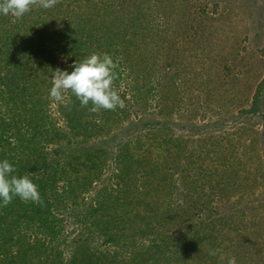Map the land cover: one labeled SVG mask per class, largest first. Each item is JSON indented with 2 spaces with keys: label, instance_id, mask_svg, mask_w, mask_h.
Instances as JSON below:
<instances>
[{
  "label": "rangeland",
  "instance_id": "rangeland-1",
  "mask_svg": "<svg viewBox=\"0 0 264 264\" xmlns=\"http://www.w3.org/2000/svg\"><path fill=\"white\" fill-rule=\"evenodd\" d=\"M164 1V6L171 18L170 21L167 19V26H164L167 30H161V33L168 39L176 36L182 29H186L191 34L198 24L205 22L204 15L209 14L206 22L207 41L197 40L195 44H186L182 50L186 58L195 64L197 61H203L204 70H200L198 75L186 73L182 76V91L177 93V98L172 99V95L167 94V97L160 101L157 94H151L147 95V105L140 107L139 110L135 106H131L132 102L128 105L129 114L123 120V124L136 119L138 117L136 114L146 115L150 120L152 118L153 122H165L167 126L165 130L171 133L170 135H182V158L179 159L182 165L179 168L175 166L177 169H171L170 166H174V156H165L164 148L161 145L162 140L158 137L152 141L150 136V141H152L151 168L144 178L138 177V181H136L139 190L147 191L145 194H139L135 199L131 197V200V195H129V199H124L125 202L130 200V203H127L125 207L129 212L137 211L143 214L142 199L144 197L147 201L158 199L156 196L160 194L159 191L164 184L163 180L170 185L173 182L176 187L181 185L183 189L185 184L189 185L193 180H197L196 167L201 165L203 176L199 178L198 185L203 189L205 195H200V197L202 203L211 201L210 205L215 209V213L211 214L213 223L208 222V216L205 227L210 230V225L215 226L216 234H219L215 240L217 246H221L219 250L222 251L225 244L234 243L232 245L234 246L237 241H244L243 243L246 244L249 242V245L252 244L251 248L255 243L257 255L254 260L257 261V264H264L263 122L260 113L250 116L242 115L239 112L241 108L249 106L257 83L264 77V53L261 51L264 46V0ZM126 10L133 11L131 7H118L117 5L103 9L100 0H60L50 9L42 10L35 6L20 19L0 14V78L3 77L4 83L9 84V79L4 78L9 75L6 73L7 67L12 72L20 71V74L24 72L26 75H29L28 72L33 70L31 74L35 72L37 75L38 91L36 93V89L33 88L30 93L26 92V94H30L32 98L40 102L47 127L50 129L52 128L50 124L54 125L61 134L59 139L53 136L52 141L41 144L45 151L52 155L53 148L58 149L61 151L63 162L74 142L80 143L81 146L94 145L96 149L105 150V152L103 150L99 153L100 158L103 159L96 160V163H99L106 158L104 168L99 176L94 178L93 183L86 191H80L82 194L78 204L73 206L70 201L73 207H67L63 211L64 213L57 215L61 219L58 223L61 225V230L60 236L54 241V244L59 247L58 250L63 252V258L71 252L72 243L77 239L76 237L88 234V223L82 220L79 213L87 211L86 207L92 200L95 204L96 192L105 185L114 188L113 198L110 200L106 194V202L111 203L115 195L119 196V192L115 189L117 185H115L113 174L116 169L112 157L118 146L117 142L123 140L128 134H122L124 128H121L117 122H112L109 134L103 133L98 139L84 135H78V138L74 139V137H70L69 132L67 134L69 136L66 137L67 127L61 116L59 105L66 103L68 93L65 94L64 102L52 99L50 97L51 76L57 68L71 72L75 61L79 62L92 53L106 52L113 57L117 64L118 79L115 82V87L120 94H125L126 98H132L131 96L136 92V90H132L129 72L133 71L136 74L139 72V66L135 65L139 60L142 61L140 65L145 68L143 73H146V79L148 82L154 83L157 74L155 69L158 65L161 67L164 60L160 56L159 60L153 64V56L154 54L160 55L161 45L167 42L163 40L164 38L160 39L161 37H159L153 44L148 32L138 29L140 28L138 23H135L132 28L130 23L123 21L121 15L130 17V14L125 12ZM63 13H67L72 20L77 18L82 22L77 25V21H72L76 37L74 45L76 50L82 52V55L69 56L67 53L66 50L71 45V37L63 39L70 41H64V50L57 48L58 43L55 40L58 35L54 29L55 26H58ZM84 17H86V24L83 23ZM163 20H159L157 17L155 22H159L161 25V22L164 23ZM110 22L111 24H109ZM104 25L105 27H103ZM146 27L147 25L144 26V28ZM100 28L104 29L103 32L106 29L108 31L105 34L98 33L97 30ZM132 29H134V34H131ZM113 30L116 32L114 33ZM53 34L54 41H51ZM8 40V45H5L4 43ZM157 43L162 44L158 45ZM109 44L112 46L107 49ZM52 46L53 49H49ZM15 48L18 52H14ZM30 48L33 50L39 48L40 52H35V50L29 52ZM9 51L14 52L13 58H16L15 63L19 69H14V65H9V60L6 61L10 59L11 52ZM144 51H149L150 57L143 55L147 53ZM141 55L143 57L140 59ZM12 59L10 60L12 61ZM21 67H26V70L23 71ZM227 73L229 76L233 74V78L225 80L224 77ZM3 85L0 82V86ZM262 93V99H264V88ZM2 108L0 116L5 119L8 117V111H11L12 108L10 105H7L6 109ZM128 139H133V134ZM156 161L161 166H155L153 162ZM159 167H163V169L170 167L169 170L176 171L177 175L163 179L162 171L157 169ZM93 168L94 166L86 161L84 165H78L79 171H70V176L77 173L82 178L88 173L91 174L92 172L88 171ZM66 169L68 172L71 170L68 167ZM151 169L154 171H150ZM223 170L225 173L222 178L227 183V187L220 192L214 190L211 193V189L207 185L209 182L212 183L213 180L219 179ZM179 172H182V182L178 176ZM235 172H237V176ZM66 176H69V173ZM234 180L239 183V187L232 185ZM65 188L61 182L57 184L58 191H63ZM123 194L120 195L123 196ZM69 211L71 213H68ZM119 211H121L120 208ZM0 214H4V212L1 211ZM203 214H205L204 211H201V216ZM196 220L193 218L191 222ZM199 223L197 222V224ZM139 225L136 224L134 227L137 228ZM170 225L172 224L170 223ZM230 226L236 227L230 229ZM161 227L158 228L159 231L162 230ZM244 232L247 233L244 234ZM193 234L191 231L187 235L188 242L193 238L197 246L194 251H190L191 258H183V255L187 253L183 233L182 236L177 235L182 237V255L177 253L174 244H169L168 248L173 253L162 264H185L182 262L186 259L191 264H199L198 261L201 257H205L210 245L203 241L198 242L197 236L194 238ZM95 235L97 237L91 238L92 241L97 242V239L103 241L101 236ZM32 236L30 234V240ZM152 236L156 235L152 234ZM152 236L150 235V237ZM225 237L232 239H224ZM97 243L100 244L98 247L101 250L116 248L105 242ZM142 243L148 244L149 240L144 239ZM253 250L255 251V248Z\"/></svg>",
  "mask_w": 264,
  "mask_h": 264
},
{
  "label": "trees",
  "instance_id": "trees-1",
  "mask_svg": "<svg viewBox=\"0 0 264 264\" xmlns=\"http://www.w3.org/2000/svg\"><path fill=\"white\" fill-rule=\"evenodd\" d=\"M100 2L103 9L113 5L131 7L133 11H125L130 14V17L121 15L123 21L130 23L132 28L135 23H138L140 27L138 29L146 30L153 44L155 39L159 37H161L160 39L164 38L163 40L167 42L161 45L160 55L154 54L153 56V64L159 60L160 56L165 61H162L161 67L158 65L155 69L157 70L155 84L148 82V79H146V73H143L145 68L140 65L141 60L135 64L139 66V72L137 74L133 71L129 72L132 90H136V92L130 99L126 98L125 94H120L121 99L124 101L123 108L117 107L114 111L101 110L94 113L89 111L92 107L91 104L87 107H81L80 102L70 93H68L65 103L68 106L66 107L65 104L59 105L61 116L67 127L66 137L69 136H67L69 132L70 137H74V139L78 138V135L98 139L103 133L109 134L110 123L112 122H117L121 128H124L122 134H128L123 140L117 142L118 146L112 157L116 169L113 174L115 185H117L115 189L119 192V196L115 195L110 203L106 202L105 196L108 194V198L111 200L114 188L103 185L96 192L95 204L92 200L86 207L87 211L79 213L82 220L88 223V234L79 238L76 237L77 239L73 240L71 252L63 258V252L58 250L59 247L54 244V241L60 236L59 232L61 230V225L58 224L61 219L57 215L64 213L63 211L67 207L72 208L78 204L82 194L80 191H86L93 183L94 178L99 176L104 168L106 158L99 163H96V160L103 159L100 158L99 153L103 152L104 149H96L94 145L81 146L80 143L74 142L71 147L72 150L70 148L63 162L61 151H58V149L53 148L52 155L46 152L41 144L52 141L53 136L59 139L61 134L50 122L52 128L47 127L40 102L32 98L30 94H26V92L30 93L33 88L36 89L37 93V75L35 72L31 74L33 70L28 72L29 75H26L24 72L20 74V71L18 73L16 71L12 72L7 67L6 73L9 75L4 76V78L9 79V84L6 85L3 77L0 78V82L4 84L0 86V110L2 107L6 109L7 105H10L12 109L8 111L7 118L3 119L0 116V161L7 159L13 164L16 169L15 175H28L38 186L42 203L24 202L19 197H14L6 207L0 206V213L1 211L4 212V214H0V264H162L173 253L168 248L169 244H174L177 253L182 255V237L177 235L182 236L183 233V241L186 244L185 250L187 252L183 255V258H191L190 251L197 248L193 238L188 242L187 235L191 231L194 233V238L197 236L196 240L198 242L209 243V250L221 247L217 246L215 242L216 237L219 235L216 234L215 226L209 224L210 230L205 227L208 218V222L213 223L211 214L215 213V209L210 205L211 201L202 203L200 197V195H205L203 189L198 185L199 178L203 176L201 165L196 167L197 180H193L189 185L185 184L183 189L181 185L176 187L172 182V185H174L172 186L163 180L164 184L159 191L160 194L156 196L158 199L147 201L145 197L144 199L141 198L144 206L143 214L137 211L129 212L125 207L127 203H130L131 197L135 199L139 194H145L147 191L139 190L136 181H138V177L144 178L151 168V142L153 140L159 137L162 140L161 145L164 148L165 156H174V166H170L171 169H177L175 166L179 168L182 165L179 161L182 158V135H170L171 133L165 130L167 129L165 122H153V119L150 120L146 115L136 114L138 116L136 119L123 124V120L126 119L130 110L127 107L130 102L133 103L131 106H135L138 110L142 106L145 107L147 105V95L151 94H157L160 101H163L167 94H171L172 99L177 98V93L179 94V91H182V76L186 73L198 75L200 70H204L203 61H197V64H195L186 58L182 50L186 47V44H195L197 40L207 41L206 22L209 14L204 15L205 22L198 24L191 34L186 29H182L176 36L168 39L166 35L161 33V30H167L164 26H167V19L170 21L171 18L164 6V0H100ZM40 9L44 10L43 8ZM157 17H159V20L164 19V23L161 22V29L160 23L155 22ZM72 21H77V25L82 23L77 18L72 20L67 13H63L58 26H55L54 31L58 35L55 40L58 43L57 48L64 50L63 45L65 42L71 41L70 48L66 50L69 56L82 55V52L76 50L74 45L76 37L74 36ZM83 23H87L86 17H84ZM145 25H147L146 28H144ZM103 30V28H100L97 32L105 34L108 31L106 29L103 32ZM113 32L116 31L113 30ZM131 34H134V29H132ZM51 37V41H54V34ZM67 37H71V40H63ZM8 42L9 40L4 44L6 45ZM111 46L112 44L107 45V49ZM207 46L209 47V45ZM49 49H53V46ZM34 50L40 52L39 48H34ZM34 50L30 48L29 52ZM261 51L264 53V46ZM14 52H18L16 48ZM148 52L143 55H149L150 57L151 54ZM13 53L11 52L10 59L13 58ZM143 55L140 56V59ZM10 59L6 60H9L8 64L14 65V69H19V66L15 63L16 58H13L12 61ZM37 64L40 66L39 61H37ZM21 68L23 71L26 70V67ZM130 69L132 68L130 67ZM231 77L233 78V74L229 76L227 73L224 79L230 80ZM263 88L264 77L257 83L249 106L241 108L239 112L242 115L248 114L250 116L260 113L264 131ZM33 94L35 95V93ZM26 101L28 103H25ZM133 110L135 111V108ZM150 126L151 128H149ZM132 134L133 139H128ZM48 135L50 136L48 137ZM150 136L152 141H150ZM86 161L94 166L93 169L88 171L92 173H88L82 178L75 173L71 177L70 171H79L78 165H84ZM153 163L155 166H161L157 161ZM66 167L71 170L68 172ZM170 167L157 168L162 171L163 179L177 175L176 171L169 170ZM150 171L153 172L154 170L151 169ZM68 173L69 176H66ZM224 173L225 170L222 171L219 179L213 180L212 183L209 182L207 185L211 189V193L214 190L220 192L227 187V183L222 178ZM235 173L237 176V172ZM178 176L182 182V172ZM60 182L66 187L63 191L57 189V184ZM232 185L239 187V183L235 180ZM233 189L236 188L233 187ZM122 193H124L123 196L120 195ZM129 195H131L130 200L125 202L124 199H129ZM70 201L73 206H71ZM119 208L121 211H119ZM201 211L205 213L203 216H201ZM193 218L197 220L191 222ZM136 224L140 225L135 228L134 225ZM159 227L162 230L159 231ZM232 227L235 228L236 226ZM232 227L230 226V229ZM247 232H244V234ZM30 234L31 236L33 234L31 240ZM95 234L101 236L103 240L97 239V242H105L116 248L101 250L98 247L100 244L92 241L97 237ZM152 234L156 236H152ZM142 237L144 238L142 239ZM144 239L149 240V243L143 244L142 240ZM224 239L232 238L225 237ZM243 242L237 241L234 246H232L234 243L225 244L224 249L219 250L215 256L209 255L208 250L205 257H201L198 263L226 264L225 261L220 259V256L224 255L225 257L234 256L236 264H257V261L254 260L257 255L255 243L253 246L255 251H252V244L249 245V242L247 244ZM182 263L191 264L187 259Z\"/></svg>",
  "mask_w": 264,
  "mask_h": 264
},
{
  "label": "clouds",
  "instance_id": "clouds-1",
  "mask_svg": "<svg viewBox=\"0 0 264 264\" xmlns=\"http://www.w3.org/2000/svg\"><path fill=\"white\" fill-rule=\"evenodd\" d=\"M60 0H0V14L22 18L34 6L50 9ZM117 64L108 53H92L81 61L74 62L73 70L68 72L57 68L51 76L50 97L57 102L65 101L70 93L80 102L81 107H92L91 112L123 108L124 101L115 87L118 79ZM70 103V99H69ZM67 107L68 104H65ZM16 169L7 159L0 161V206H7L14 197L24 202L42 203L38 186L28 175H15ZM219 249H210L209 255L215 256ZM226 264H236L234 256H220Z\"/></svg>",
  "mask_w": 264,
  "mask_h": 264
}]
</instances>
